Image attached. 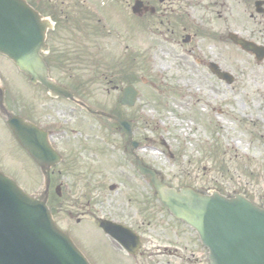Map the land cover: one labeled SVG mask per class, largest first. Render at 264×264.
Here are the masks:
<instances>
[{
	"label": "rangeland",
	"instance_id": "obj_1",
	"mask_svg": "<svg viewBox=\"0 0 264 264\" xmlns=\"http://www.w3.org/2000/svg\"><path fill=\"white\" fill-rule=\"evenodd\" d=\"M200 6L194 16L197 24L191 19L183 23L197 29L189 44H183L180 36H169L165 26L149 25L144 33L139 28L133 36L131 20L121 15L117 37L102 39L100 53L90 55L85 73L91 91L89 106L131 120L134 139L146 146L139 154L171 186L223 195L240 193L259 204L264 196V60L257 62L252 54L235 46L228 34L264 46V14H254L253 1L227 0L226 12L214 7L212 0H200ZM208 14L209 19L205 17ZM210 63L233 77V82L217 79L208 68ZM0 73L11 106L16 105L11 109L19 112L23 99L30 100L25 93L29 87L26 78L2 58ZM124 75H133L139 98L132 110L117 112L115 94L106 91L111 88L110 81L124 84ZM88 120L82 126L92 136L88 144H124L117 134L109 136L112 126L93 116ZM67 141L64 136L62 145ZM106 165L110 167L97 168L98 176L107 174L106 184H115L114 167ZM0 169L28 193L40 190L39 170L1 128ZM62 182L66 188L65 176ZM77 189L80 191V186ZM60 219L66 228L65 216ZM205 257L202 249L200 264H205Z\"/></svg>",
	"mask_w": 264,
	"mask_h": 264
},
{
	"label": "flooded vegetation",
	"instance_id": "obj_2",
	"mask_svg": "<svg viewBox=\"0 0 264 264\" xmlns=\"http://www.w3.org/2000/svg\"><path fill=\"white\" fill-rule=\"evenodd\" d=\"M24 1L45 22L44 61L50 79L67 94L52 97L43 86H30L25 92L30 100L27 102L24 98L17 112L47 132L53 145L57 142L55 148L61 160L50 174L51 213L56 223L61 226L60 215L65 216V231L90 264H200L199 238L163 208L151 184L136 173L130 145L88 144L92 136L86 133L89 129L82 127L89 123L88 116H91L84 108L91 100L89 76L85 75L89 71L90 55L100 53L102 39L117 37V19L121 15L128 17L133 34L139 26L145 32L149 25H157V28L165 26V31L171 34L189 35L191 41L197 36V30L186 27L181 20L187 15L194 19L193 3L184 0ZM136 3L141 4L133 11ZM212 4L226 12L227 0H212ZM1 82L5 108L9 111L16 105L11 106L8 89ZM134 82L110 81L111 88L106 94L112 91L118 103L123 88ZM0 128L8 132L1 116ZM111 132L110 137L117 134L126 140L118 129ZM64 136L68 144L62 145ZM140 157L145 166L152 167L145 156ZM100 162L114 167L115 184H106L107 174L98 176ZM63 175L68 180L66 188ZM102 224L116 226L112 228L115 239L100 228Z\"/></svg>",
	"mask_w": 264,
	"mask_h": 264
},
{
	"label": "water",
	"instance_id": "obj_3",
	"mask_svg": "<svg viewBox=\"0 0 264 264\" xmlns=\"http://www.w3.org/2000/svg\"><path fill=\"white\" fill-rule=\"evenodd\" d=\"M45 30L38 15L22 0H0V54L6 56L29 82H40L52 93H60L48 79L40 51ZM232 42L258 61L264 49L234 35ZM210 69L219 79L230 84L232 77L221 73L217 66ZM137 92L126 88L121 105H134ZM0 111L17 143L38 165L43 175L42 191L36 198L26 194L10 178L0 172V264H88L69 237L54 224L46 206L49 170L59 161L49 146L46 135L33 124ZM119 126L121 134L132 138V122L95 112ZM136 169L149 176L161 204L176 218L194 229L208 250V264H264V198L261 207L243 195L225 197L217 192L203 194L190 187L178 191L164 185L158 175L144 168L139 159Z\"/></svg>",
	"mask_w": 264,
	"mask_h": 264
}]
</instances>
